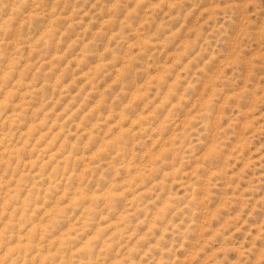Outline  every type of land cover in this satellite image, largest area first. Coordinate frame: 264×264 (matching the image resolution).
I'll use <instances>...</instances> for the list:
<instances>
[{
	"label": "rangeland",
	"instance_id": "obj_1",
	"mask_svg": "<svg viewBox=\"0 0 264 264\" xmlns=\"http://www.w3.org/2000/svg\"><path fill=\"white\" fill-rule=\"evenodd\" d=\"M0 264H264V0H0Z\"/></svg>",
	"mask_w": 264,
	"mask_h": 264
}]
</instances>
